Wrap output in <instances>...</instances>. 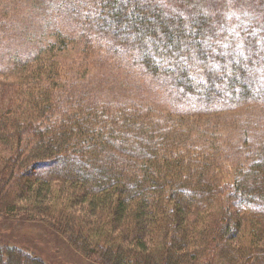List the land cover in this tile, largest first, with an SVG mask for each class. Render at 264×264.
Returning a JSON list of instances; mask_svg holds the SVG:
<instances>
[{"label": "trees", "instance_id": "1", "mask_svg": "<svg viewBox=\"0 0 264 264\" xmlns=\"http://www.w3.org/2000/svg\"><path fill=\"white\" fill-rule=\"evenodd\" d=\"M231 2L0 0V224L87 264H264V137L242 116L264 106V0L248 22ZM122 71L171 111L106 100ZM30 241H0V264H51Z\"/></svg>", "mask_w": 264, "mask_h": 264}, {"label": "rangeland", "instance_id": "2", "mask_svg": "<svg viewBox=\"0 0 264 264\" xmlns=\"http://www.w3.org/2000/svg\"><path fill=\"white\" fill-rule=\"evenodd\" d=\"M230 11L226 14L227 16H229L228 14H236L234 16H238V17H242L243 19H245L247 22L248 21H252L254 19L252 18H256L257 14H253V16L255 15V17L253 16H249V13H253V9L252 6L256 4V2L254 3L253 0H240L238 1H234L230 3ZM237 9H234V8ZM264 16V14L262 15ZM252 20H249V18ZM256 19H260L261 17H257ZM262 23H264V18L261 20ZM229 31H231L232 33H236V31L239 33H241V31L237 28V24L236 23H232L229 27ZM258 33L262 35V41L264 40V25H259V27L257 28ZM239 38V37H238ZM237 38V39H238ZM264 46V45H263ZM98 56V53H96ZM101 58V57H100ZM96 78L98 79L100 74L99 72L95 73ZM132 76L131 75H127L125 73H123V71L119 74L114 75V77L112 79L107 80L106 82H104L103 84L110 89L109 92L106 94V100L110 101L112 98H115L117 95V92L115 91V89H118L120 91L123 92H129L134 94L135 96L140 97L141 99H143L145 102H149L151 104H153L155 106L156 109L160 110V111H171L170 108L166 105V97L164 98L163 96V92L158 89L156 91H152L148 88V86L145 84V82L142 80V83H144V85L147 87L148 91L150 92V95L145 96L142 94V92H139L132 84H138V82L134 81L131 79ZM148 80V84H149ZM184 101L187 102L188 106L191 107L192 105H196L198 108L199 105H197V102H192L191 101V97L190 96H185ZM192 103V104H191ZM244 114H242V112H238V119H237V123L236 125L240 124V120H243V118H247L249 117V120H251L253 122L254 125H257V129L256 130L258 133L263 134L264 137V106L262 105H257V104H253V105H249V108L245 111ZM243 118H242V116ZM207 118H201V117H197L196 115H194V128H200V123L201 122H205L207 121ZM227 123V122H226ZM219 125V123L217 124V126ZM235 125V126H236ZM198 131V129H197ZM229 131H233L234 134H237V132L239 130H233L230 128ZM192 140V142L194 143V140L192 138H190ZM204 144H202L203 146H209L213 149H218L219 152H221L220 154L222 155L224 152L226 153H230L228 151H224V147L226 146H222V138L218 141L215 140H206L204 142H202ZM235 141H229L227 139V145L233 147L235 145ZM195 145V143H194ZM23 226V228H22ZM14 228L13 233L11 234L10 232H2V230H0V241H18L20 242V239H25L26 241H30L33 240L35 238V236L40 239L41 241H44V239L46 241H51L53 243V246L50 247H46V248H42V254L46 256V259H49V261H51V264H87V261L85 259H83L81 257V254L78 253L76 250H73L65 241L64 242H60L59 239L54 237V233L49 232V230L47 229V227L38 225V224H34V223H27V225H19V224H14L12 225V222H6V220H4V222H1L0 224V228L2 229H8V228ZM5 231V230H4ZM37 241V240H36ZM31 242V241H30ZM79 251V250H78Z\"/></svg>", "mask_w": 264, "mask_h": 264}]
</instances>
